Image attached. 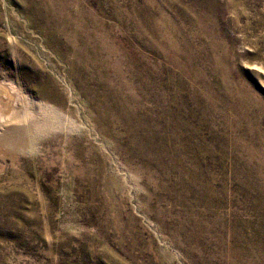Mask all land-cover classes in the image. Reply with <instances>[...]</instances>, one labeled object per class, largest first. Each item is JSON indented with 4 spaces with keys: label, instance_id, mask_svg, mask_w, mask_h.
I'll use <instances>...</instances> for the list:
<instances>
[{
    "label": "rangeland",
    "instance_id": "1",
    "mask_svg": "<svg viewBox=\"0 0 264 264\" xmlns=\"http://www.w3.org/2000/svg\"><path fill=\"white\" fill-rule=\"evenodd\" d=\"M1 83L0 264H264V0H0Z\"/></svg>",
    "mask_w": 264,
    "mask_h": 264
},
{
    "label": "bare ground",
    "instance_id": "2",
    "mask_svg": "<svg viewBox=\"0 0 264 264\" xmlns=\"http://www.w3.org/2000/svg\"><path fill=\"white\" fill-rule=\"evenodd\" d=\"M20 102H22V100H19L11 89L9 90L6 86H3L2 83L0 84V123L13 125L21 122L25 117V112L22 110V106V111H20L18 106ZM19 112H21L20 115Z\"/></svg>",
    "mask_w": 264,
    "mask_h": 264
}]
</instances>
